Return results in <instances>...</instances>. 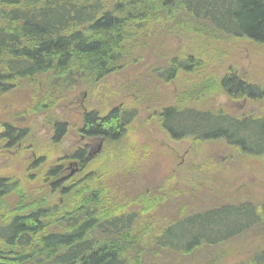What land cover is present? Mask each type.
Returning a JSON list of instances; mask_svg holds the SVG:
<instances>
[{"label": "trees", "instance_id": "16d2710c", "mask_svg": "<svg viewBox=\"0 0 264 264\" xmlns=\"http://www.w3.org/2000/svg\"><path fill=\"white\" fill-rule=\"evenodd\" d=\"M161 33L263 44L264 0H0V96L25 80L50 108L72 84H94L134 65L136 52ZM186 58L173 57L165 78L179 71L197 74L202 63ZM203 81L209 90L190 96L215 91L214 82L233 99L262 95L230 71L217 81ZM136 114L134 108L116 106L83 115L81 133L102 138L113 157L99 165L84 148L75 150L70 158L78 161V173L55 183L62 200L54 206L42 195L34 198L33 191L25 194L28 200L16 189L19 183L0 180V196L14 190L18 197L0 222V264H222L216 254L220 245L262 228L264 202L199 204L188 197L197 192L196 185L177 186L165 177L149 187L145 170L117 148ZM155 116L172 140L221 141L264 159V117L237 118L179 102ZM1 124L0 138L10 145L27 134L16 123ZM53 130L58 143L65 128L56 123ZM59 170L51 168L47 175L55 177ZM204 187L209 193L215 189ZM229 264H264V244Z\"/></svg>", "mask_w": 264, "mask_h": 264}, {"label": "rangeland", "instance_id": "374dc122", "mask_svg": "<svg viewBox=\"0 0 264 264\" xmlns=\"http://www.w3.org/2000/svg\"><path fill=\"white\" fill-rule=\"evenodd\" d=\"M187 35L168 38L161 33L151 37L147 49L136 52L138 59L134 65L94 84H72L50 103V108L40 103V93L33 95L32 84L25 80L17 82L15 88L0 96V125L2 122L16 123L25 128L27 134L13 147H7L0 139V180L5 179L7 184L19 183L16 189L28 200H31L30 195L25 194L33 191L34 198L44 196L50 207L61 202L60 191L54 185L58 180L77 175L79 163L70 158L75 150L84 148L87 158H96L99 165L113 157L114 151L102 138H88L81 133L82 116L85 112L104 114L116 106H124L136 109L137 114L126 127L117 148L120 152H128L133 163L145 170L144 182L149 187L156 186L160 178L165 177L177 186L196 185L197 192L188 197L198 200L199 204L203 201L263 203V158L246 156L221 141L196 144L188 139L172 140L161 129L155 114L163 106L179 102L221 110L237 118L244 115L264 117V43L214 34L209 37ZM188 56L202 63L197 74L179 71L166 79L163 71L170 60L173 57L183 60ZM229 71L257 87L261 97L233 99L224 95L215 82L212 84L215 91L203 96L189 95L209 90L210 84L203 83V79L217 81ZM56 123L65 128L58 143L52 140ZM72 162L76 163L77 171L68 175ZM57 167L60 168L58 175H47L48 170ZM207 185H214L215 189L209 193L204 187ZM13 192L0 196L2 224L18 200ZM159 216L164 217L163 214ZM263 244L264 224L260 230L220 245L216 254L222 264L234 263Z\"/></svg>", "mask_w": 264, "mask_h": 264}, {"label": "water", "instance_id": "95a60500", "mask_svg": "<svg viewBox=\"0 0 264 264\" xmlns=\"http://www.w3.org/2000/svg\"><path fill=\"white\" fill-rule=\"evenodd\" d=\"M77 171V165H76V163L75 162H72L71 164H70V172H69V174L68 175H72L74 172H76Z\"/></svg>", "mask_w": 264, "mask_h": 264}, {"label": "flooded vegetation", "instance_id": "af4514ba", "mask_svg": "<svg viewBox=\"0 0 264 264\" xmlns=\"http://www.w3.org/2000/svg\"><path fill=\"white\" fill-rule=\"evenodd\" d=\"M85 113H87V112H85ZM85 113H84V114H85ZM82 117H83V116H82ZM1 125H2V124H1ZM1 125H0V126H1ZM3 132H4V128L1 126V132H0V135H1ZM0 139L3 140L2 138H0ZM4 141H5V140H4ZM5 143L7 144V147H9V146H12V147H13V146H16L19 142H16L15 145H10V142H6V141H5ZM86 154H87V153H86ZM87 155H88V154H87Z\"/></svg>", "mask_w": 264, "mask_h": 264}]
</instances>
